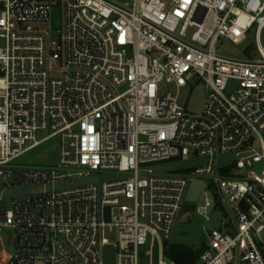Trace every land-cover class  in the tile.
<instances>
[{
  "label": "built area",
  "instance_id": "built-area-1",
  "mask_svg": "<svg viewBox=\"0 0 264 264\" xmlns=\"http://www.w3.org/2000/svg\"><path fill=\"white\" fill-rule=\"evenodd\" d=\"M253 27L254 55L221 53ZM263 29L264 0H0L6 264H103L106 245L114 264H139L146 245L147 264H175L163 241L194 182L193 213L227 215L193 264H264ZM198 83L207 93L191 113L180 90ZM51 138L55 164L17 162ZM189 157L205 161L152 168ZM93 174L109 177L55 188ZM23 187L36 191L12 195Z\"/></svg>",
  "mask_w": 264,
  "mask_h": 264
},
{
  "label": "rangeland",
  "instance_id": "rangeland-1",
  "mask_svg": "<svg viewBox=\"0 0 264 264\" xmlns=\"http://www.w3.org/2000/svg\"><path fill=\"white\" fill-rule=\"evenodd\" d=\"M60 7H53V23L57 25L60 18ZM193 28H189L190 33ZM259 41L264 49V29L259 34ZM255 27L250 29L245 40L240 45H235L232 42L225 40L222 43L221 53L226 56L244 58L245 53L255 50ZM256 52H253V55ZM163 88L173 91L171 85L162 84ZM207 89L203 83H198L195 86L183 87L180 90V103L186 107V110L191 113H199L203 108ZM45 134L39 132V137H44ZM57 142L55 138H51L42 143L39 147L25 152L18 159L17 162L28 165H53L57 160ZM231 155L222 156V161L231 160ZM205 159L197 157H189L186 160L177 159L160 163H155L152 168L155 171H174L183 170L189 165L197 166L203 164ZM108 175L93 174L86 178H72L55 184L56 189L70 188L79 185H85L90 183H98L106 180ZM36 191V188L23 187L12 191L13 196H25ZM226 208H217L209 211V220L205 221L204 218L196 213H193L184 221H177L174 225L173 231L168 238L169 243H181L184 245L199 247L202 243L207 241V233L213 229L220 228V223L226 217ZM11 239V233H7L4 230L0 231V264H6L9 254L12 252V246L9 243ZM148 246H141L139 248V264H147V257L145 251Z\"/></svg>",
  "mask_w": 264,
  "mask_h": 264
},
{
  "label": "trees",
  "instance_id": "trees-1",
  "mask_svg": "<svg viewBox=\"0 0 264 264\" xmlns=\"http://www.w3.org/2000/svg\"><path fill=\"white\" fill-rule=\"evenodd\" d=\"M204 247L203 243L194 248L181 243H169L165 240L163 241V254L175 264H193L199 258Z\"/></svg>",
  "mask_w": 264,
  "mask_h": 264
},
{
  "label": "water",
  "instance_id": "water-1",
  "mask_svg": "<svg viewBox=\"0 0 264 264\" xmlns=\"http://www.w3.org/2000/svg\"><path fill=\"white\" fill-rule=\"evenodd\" d=\"M200 188L201 182H194L190 185L186 196L188 204H185L182 207L179 215V221H184L193 214L194 206L191 203L196 201ZM103 264H114V248L112 245H106L103 248Z\"/></svg>",
  "mask_w": 264,
  "mask_h": 264
}]
</instances>
